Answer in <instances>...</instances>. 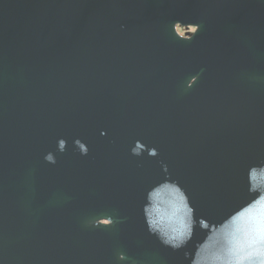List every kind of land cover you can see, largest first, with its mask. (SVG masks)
I'll return each mask as SVG.
<instances>
[{"label": "water", "instance_id": "obj_1", "mask_svg": "<svg viewBox=\"0 0 264 264\" xmlns=\"http://www.w3.org/2000/svg\"><path fill=\"white\" fill-rule=\"evenodd\" d=\"M168 173L216 222L256 199L248 173L264 195V0H0V264H189L206 233L174 250L141 212ZM210 227L200 264L246 242Z\"/></svg>", "mask_w": 264, "mask_h": 264}, {"label": "clouds", "instance_id": "obj_2", "mask_svg": "<svg viewBox=\"0 0 264 264\" xmlns=\"http://www.w3.org/2000/svg\"><path fill=\"white\" fill-rule=\"evenodd\" d=\"M101 135H107V130H102ZM67 143L65 138H59L58 150L65 151ZM74 144L81 155L88 154L89 147L86 141L76 138ZM131 154L137 157L145 154L155 157L159 155V149L138 139L131 148ZM45 160L54 164L56 156L49 152L45 155ZM253 166H250L249 172ZM164 169L167 172V165H164ZM247 191L256 199L243 207L232 209L221 221L216 222L197 215V208L192 203L187 189L168 173L163 179L147 188L141 212L148 232L174 250L187 249L198 228L206 233L202 240L196 242L192 250L185 251L189 264H200L196 260V253L211 235L212 223H217V227H224L231 221L243 219L246 222V227L243 229L246 242L239 246L220 245L219 255L212 264H264V195L260 193V189L252 185L249 173ZM101 217L107 219L102 221ZM87 223L92 226H111L115 223V218L112 215H99ZM118 258L120 261L131 259L124 251L118 253Z\"/></svg>", "mask_w": 264, "mask_h": 264}, {"label": "trees", "instance_id": "obj_3", "mask_svg": "<svg viewBox=\"0 0 264 264\" xmlns=\"http://www.w3.org/2000/svg\"><path fill=\"white\" fill-rule=\"evenodd\" d=\"M181 28H183V35H190L191 34V30H188L189 27H183V26H179Z\"/></svg>", "mask_w": 264, "mask_h": 264}, {"label": "rangeland", "instance_id": "obj_4", "mask_svg": "<svg viewBox=\"0 0 264 264\" xmlns=\"http://www.w3.org/2000/svg\"><path fill=\"white\" fill-rule=\"evenodd\" d=\"M188 30H191V31H193L194 30V28L193 29H191V27H189L188 28ZM178 31L180 32V34H184V32H183V28H181V27H178Z\"/></svg>", "mask_w": 264, "mask_h": 264}]
</instances>
